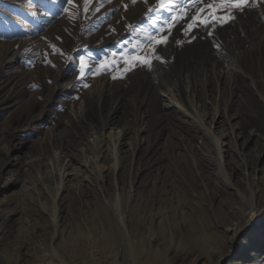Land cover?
I'll return each instance as SVG.
<instances>
[{"label": "rangeland", "instance_id": "rangeland-1", "mask_svg": "<svg viewBox=\"0 0 264 264\" xmlns=\"http://www.w3.org/2000/svg\"><path fill=\"white\" fill-rule=\"evenodd\" d=\"M181 5L190 19L196 6L183 0L163 9L157 0H90L87 12L84 0H0V264L260 262L257 248L229 253L233 232L206 221L216 205L202 206L201 182L188 195L173 161L155 159L168 142L181 144L174 154L199 148L207 128L252 162L240 180L264 179V119L250 116L264 115V0L212 37L195 30L191 42L180 19L153 54L148 34L163 25L168 35ZM133 53H147L150 69L125 71ZM115 131L130 149L116 146ZM206 172L219 184V168ZM130 195L140 200L133 208Z\"/></svg>", "mask_w": 264, "mask_h": 264}, {"label": "bare ground", "instance_id": "bare-ground-1", "mask_svg": "<svg viewBox=\"0 0 264 264\" xmlns=\"http://www.w3.org/2000/svg\"><path fill=\"white\" fill-rule=\"evenodd\" d=\"M166 74L170 75L169 73ZM203 83L204 86L210 84L209 81L206 82V79ZM187 87L188 94L196 98L200 87L198 82L192 80ZM162 97L165 98V102H167L163 104V108L165 110L172 109L173 100L167 96L162 95ZM247 102L250 104L249 101ZM116 107H114V109L111 107V114L105 115V126L111 125L113 115L117 110ZM251 112L250 116L254 117L257 115L262 117L260 118L261 120L264 119V115L260 112L254 113V109ZM248 128L249 126L245 125L242 128V132L250 137H255V132L253 130L248 131ZM196 129V133L199 132L204 134V130L208 131V134L203 135V140L207 139V141L199 148L191 149L185 154H174V150H180L182 146L178 143L173 144L168 142L162 149L164 153H161L156 157L155 163L159 164L163 160L170 162L173 161L171 169L180 177L181 184L184 189L188 191V195L192 194L194 196L198 188V183L201 182V188H204L202 193L203 200H201L202 206L207 207L210 206L211 203L216 205L213 218L207 216L208 218L206 221L209 222V225H213L216 228L225 226L227 233L233 232L232 243H229L228 246L229 253L234 255V252L237 250L241 253H246L251 247L264 251V179L253 186L254 182L252 180V174L248 173L246 176H243L242 180H240L238 174L243 171L250 170V172L253 173L252 162L249 160L248 156L242 151H235L226 144L224 145L221 140L227 136L224 132L218 136L212 134L207 128L203 130L197 127ZM140 131L143 133L144 129H141ZM192 132H194L193 129L187 131V133ZM116 133V146L120 147L121 145H125L130 149V145L132 146V144L126 142L122 143L123 135L121 137L120 132L117 131ZM223 147H227V150L224 151L226 153L225 160L223 156ZM131 150L134 151L135 148H132ZM30 162L31 161H28L26 165ZM214 168H219L221 172L217 175L221 180L219 181V184H214L212 182V174L210 177L206 175V169H211L212 171ZM63 174L58 175L60 183H63L69 176L67 173L65 175ZM67 182H70V180H67ZM239 192L241 193L239 194ZM58 199L61 201V207H63L64 201H62L63 199H61V196H59ZM127 201L133 208L135 202L140 200L137 198L135 201L130 195ZM143 206L146 208L148 204L143 203ZM63 209L64 208H62L61 211ZM63 212H61L59 221L64 220ZM251 239H257L261 245L258 247L251 244ZM252 256L254 257V254L251 255V259ZM251 264H264V253L261 255L259 263H256V261L253 260Z\"/></svg>", "mask_w": 264, "mask_h": 264}, {"label": "snow or ice", "instance_id": "snow-or-ice-1", "mask_svg": "<svg viewBox=\"0 0 264 264\" xmlns=\"http://www.w3.org/2000/svg\"><path fill=\"white\" fill-rule=\"evenodd\" d=\"M132 2L135 3L136 0H132ZM183 2L188 4L189 7L196 6L195 14L191 15L190 19H186L188 16V9L183 8L181 5V10L177 12V15L170 18V28L168 30V35H162L164 31L163 25H161V28L157 30V32L149 33L148 40L151 43L153 54H155L156 47L167 44L168 36L171 35V27H175V24L179 23L180 19L186 20L184 31L187 34H190L189 42H191L193 39H196L195 35H192V33H194V31L197 29L206 30L207 35L212 37L217 25L223 26L229 21L234 20L235 11L243 12L245 8L251 7L253 4H255L257 0H183ZM66 3L71 5L73 4V0H66ZM89 3L90 0H84V4L86 5L85 12L89 10L87 7ZM157 4L161 9H163L169 7V5H175V0H168L167 3L165 0H157ZM125 8L127 9V5H125ZM96 10L99 11V9ZM155 11L156 9L153 7H149L148 9V13H154ZM115 55L116 54H113V56ZM121 55L124 54L121 53ZM155 58L161 59L158 55H155ZM161 62L164 61L161 59ZM125 64L127 66L125 71H131L134 67L138 66H145L150 69L151 60L148 58L147 53H133L131 58L125 61ZM100 67L105 69L107 68L103 61L100 62ZM85 68V58L80 57V78L85 75ZM93 74L95 75L97 73L94 72ZM117 78L118 77L113 76V79ZM83 87L87 88L88 85L84 84Z\"/></svg>", "mask_w": 264, "mask_h": 264}]
</instances>
